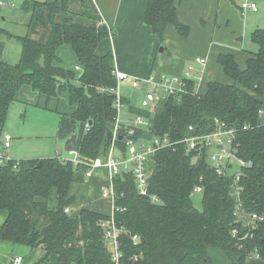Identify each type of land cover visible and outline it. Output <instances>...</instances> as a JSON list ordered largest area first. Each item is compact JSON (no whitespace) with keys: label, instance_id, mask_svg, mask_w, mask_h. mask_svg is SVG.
Returning <instances> with one entry per match:
<instances>
[{"label":"trees","instance_id":"obj_1","mask_svg":"<svg viewBox=\"0 0 264 264\" xmlns=\"http://www.w3.org/2000/svg\"><path fill=\"white\" fill-rule=\"evenodd\" d=\"M72 1H26L23 11L31 13V23L50 25L44 43L0 29V37L21 46L17 63L0 62L1 147L9 110L18 102L84 124L79 164L53 157L0 165V212L7 213L0 226V242L43 247L48 255L59 256L58 264H115L103 227L112 214L90 209H83L76 217L66 213L76 203L72 188L92 179L99 169L109 170L102 166L92 177L86 175L95 160L106 164L112 150L127 159V141L149 146L168 138L178 144L158 150L146 168L150 194L158 202L139 194L133 169L109 174L116 192L115 223L124 230L119 237L121 264H246L251 256L264 261V220L253 223L250 219L254 214L264 217V29L251 34L258 51L247 52L243 65L231 52L218 56L217 63L230 82L191 80L186 93L167 97L149 108L138 107L132 98L123 96L130 117L125 121L120 117L118 123L116 97L109 92L117 86L114 56L97 54L101 42L114 29L109 23L99 25L100 16H87L88 0H77L84 9L80 18L90 21L81 22L70 8ZM183 1L148 0L144 22L160 45L171 26L180 37L189 36V26L178 16ZM40 10L46 12L36 15ZM65 45L71 47L81 70L63 66L58 51ZM27 92L34 95L31 101ZM137 117L143 123L134 127L133 118ZM218 122L236 130L233 150L244 162L240 166V194L233 186L234 177L216 172L208 151L200 156L182 143L193 135H211ZM132 129L135 133L130 136ZM232 170L239 168L233 165ZM198 186L204 197L202 211L192 200ZM53 192L58 198L56 209L49 205ZM236 220L241 222L235 224ZM235 228L238 236L232 234ZM134 236L141 240L138 245Z\"/></svg>","mask_w":264,"mask_h":264},{"label":"rangeland","instance_id":"obj_2","mask_svg":"<svg viewBox=\"0 0 264 264\" xmlns=\"http://www.w3.org/2000/svg\"><path fill=\"white\" fill-rule=\"evenodd\" d=\"M26 1L31 2H40V3H52L54 0H0V29H4L14 35L18 36H29L31 39L44 43L47 40L46 32H49L50 25L47 27H43L39 23H31V13H25L23 11V6L26 3ZM146 0H88L87 8L85 12L87 14L90 13L91 17L97 18L98 12H97V4L105 17L106 21L110 24V26L114 27L113 33H111V36L109 38H106L101 42V44L98 47L97 54L99 56H104L112 52L115 64L117 63V55L120 54L121 59H128L129 57H139V58H146L148 55L149 50H146V44L149 45L150 38L146 34L148 31L149 34L151 31H149V28L146 24L143 22V6L142 4L145 3ZM209 1V0H208ZM97 2V4H96ZM227 4H229V9L226 7H223L220 5L221 16L217 19V23H215L216 19V12L212 14V6L214 3H217V0H210L209 4L207 5V10L211 12V20H212V34L210 37V41L218 42V43H224L225 45H229L233 40L235 42H238V37H244L245 42H250V37L248 36L247 31V22L250 25L253 23V19H247L243 17L242 12L240 10L241 5L243 1L240 0H232V1H226ZM32 5V4H30ZM262 8H264L263 4L261 3ZM240 6V7H239ZM31 7V6H30ZM70 8L72 12L77 13L76 16L77 19L80 18L79 15L82 14L83 8L81 7V4L77 0H73L71 2ZM264 10V9H263ZM261 11V9H260ZM42 12H46L45 10H40L36 12V15L41 16ZM117 14L116 23L113 24L114 16ZM205 20V19H204ZM202 21V25L205 24L206 21ZM256 20V19H255ZM256 22V21H255ZM84 23L89 24V19H86ZM115 25V26H114ZM216 25V26H215ZM189 26V25H187ZM190 28V33L188 38L191 36L192 29ZM170 29V30H169ZM168 35L166 33V37H173L171 34H174L175 38H178L185 42V38H182L177 33L176 29L174 27H169ZM262 29V28H260ZM146 31V32H145ZM119 36L117 37V35ZM117 37V38H116ZM118 38L120 39V43L118 42ZM169 40L176 42L172 38ZM119 43V44H118ZM138 43V44H136ZM251 43V42H250ZM254 45V43H251ZM123 45L128 49L126 50ZM238 45L245 48V45L240 41L238 42ZM256 46V45H254ZM164 47V45L159 46L158 55L159 59L162 61L167 56L171 57V60L173 59H184L182 56V48L183 45L178 44L177 48L170 52L169 51L162 53L161 49ZM257 47V46H256ZM16 48H20V44L12 40L11 43V49L16 50ZM246 49V48H245ZM128 51V52H127ZM191 51V50H190ZM195 51V50H194ZM206 51V50H205ZM233 53L236 57L237 62L240 65H243L245 57L247 55V49L244 51L243 49L240 50V52L230 51ZM201 50H197L196 53H192L189 59H192L191 61H188L189 64H192L194 67L193 75L196 77H200L198 75V67L194 66V63H196V56L197 55H205L200 54ZM4 52L2 50V47L0 46V56L3 55ZM58 55L63 60V66L69 69H75L77 61L76 57L69 45H65L64 47H61L58 51ZM149 57V56H148ZM9 61H13L9 59ZM158 64V63H157ZM227 83L230 82L228 78H226ZM223 81V80H218ZM225 83V82H224ZM121 94L127 95L133 98V102L136 103L138 107H140V92H142V89L136 90L132 86V82L130 80L122 82L120 86ZM28 94V100L31 101V99L34 97L32 92H27ZM34 107L32 106H26L23 103H15L11 106L9 110V114L7 117L6 124L4 126V134L6 132L11 133V135L15 136L18 135L21 131L22 133H26L27 129L33 128L32 122L35 124H42L41 126L46 125H52L53 122H56L57 118L56 113L53 112H39L35 113L36 109H32ZM28 110V112H26ZM35 114V115H34ZM122 121H125L126 118L130 117V114L128 112V107H124L121 113ZM27 123V124H26ZM26 128V129H24ZM31 132V130H29ZM49 128L42 129L39 133H43L47 137L49 136ZM13 136V137H14ZM28 144H32V141L28 140L26 141ZM52 142V141H50ZM47 142V143H50ZM46 145V144H43ZM47 146V145H46ZM38 149V146H37ZM193 162H197V159L194 158ZM121 170H125V166L121 165ZM235 172V170H234ZM109 179V173H107L105 168L99 169L96 171L95 176L85 181L83 184H75L72 188V193L76 197V203L72 204L70 206L72 212L71 216L76 217L78 216L83 209H90L94 211H100L105 214H110L112 203L108 200H105L102 197L103 190L112 189L111 184L107 186L108 183H110ZM193 204L195 208L202 211L203 209V202L204 197L203 194H194L193 198ZM49 205L52 209H56L58 205V198L56 195V192L51 194L49 199Z\"/></svg>","mask_w":264,"mask_h":264},{"label":"crops","instance_id":"obj_3","mask_svg":"<svg viewBox=\"0 0 264 264\" xmlns=\"http://www.w3.org/2000/svg\"><path fill=\"white\" fill-rule=\"evenodd\" d=\"M209 1L184 0L179 5V9H178L179 20L183 24L189 25L191 27L192 29L191 36L189 38L187 37L186 39H184L185 40L184 42L178 38H175L174 34H171V36L173 37H169V38L166 37V40L163 44L164 47L162 53L169 51L168 53L170 55L171 54L170 52L174 51L177 48L178 44H181L183 45L182 56L184 59L171 60L170 57L171 55H170L161 61L158 58L159 57L158 50H159L160 42L157 39V37L153 35L151 29L147 26L149 28V31H151L150 34L148 31L147 32L145 31L148 37L150 38L149 41L150 46L146 44V50H149L147 51L148 52L147 57L144 59L139 57H132V58L129 57L128 59L125 60V59H121L120 54H118L117 63L115 64V67L121 72L127 73L132 77H138V78H146L150 75H154L156 77H161L163 75L182 77L187 74L189 67H193L192 64L188 65L189 64L188 61H191L193 59V58L189 59L192 53L197 54V50H201L200 54H205V55H197L196 59L203 58L207 60V67L205 69V74L203 76L204 81L221 82L218 80H223L222 83L224 82L227 83L226 77L224 76L220 66L217 63L218 56L220 54L229 53L230 51L240 52V50L242 49L244 51L247 49V52H252V53L258 51V46L256 45L257 46L256 47L254 46L255 44L254 45L251 44L252 43L251 34L257 29L260 28L264 29V10H263L264 8H262L261 5L262 3L264 6V0H256L259 4V12L257 13H253V12L245 13L240 8L244 18L247 17V19H253V23H251L250 25L247 22V27H248L247 29H249L247 33L248 36L250 37L251 43L249 41L245 42L244 37H240V36L238 37V42L241 41L245 45L246 49L243 48L241 45L239 46L238 42H235L234 40L228 46L225 45L224 43H218L209 40L212 34L211 12L207 10L208 9L207 5L209 4ZM226 1H232V0H226ZM240 1H244V0H240ZM147 4H148V0H146L145 3L142 4L143 14L145 13ZM220 5L223 7V9L224 7L229 9L228 6L229 4L224 2V0H217V3L216 4L214 3V5L212 6V14L213 12L214 13L216 12L217 14L215 19L216 21L214 24L217 23V19L221 16L220 13L222 10H220ZM97 12H98L97 13L98 18L99 16L101 17L102 12L98 4H97ZM87 16H91L90 13L87 14ZM116 18H117V14H115L114 16L113 24L116 23ZM79 20L84 23L86 18L85 19L79 18ZM203 20L206 21L204 25H202L201 23ZM143 22H144V16H143ZM48 35L49 32H46L47 38ZM167 35H168V31H167ZM118 36L119 34L117 35V37ZM170 38H172L176 42L169 40ZM118 42L120 43L119 38H118ZM11 43L12 40L7 39L5 36L0 37V46L2 47V50L4 52V54L0 56V62L7 61L15 64L19 61L21 55V46L20 48H16V50L14 51L11 49ZM123 47L126 50H128L125 47V45H123ZM246 58L247 55L245 57V60ZM9 59L13 61H9ZM194 66L198 67V75H200V77L199 76L196 77V75L194 76L193 71H192V77L194 80L199 81L202 75V67L196 63H194ZM75 68L76 69L79 68L77 70H81L79 66H76ZM146 89L148 90V88ZM146 89H143V91L140 92V94H138L140 95L139 100H141V98L144 96V92ZM123 96L124 98L126 97L132 98L127 95H123ZM32 109H36L34 110L36 111L35 113H37V111L39 112L46 111L37 107H34ZM26 112H28V110ZM46 112L50 113V111H46ZM56 117H58L56 122H53L55 126L46 125V124L44 126H41L42 124L38 125L32 122L33 128H29L31 132L27 129L26 133H22L21 131L18 135H16V137L14 135L13 137L9 132H6V134H4L3 131L1 142L4 141L3 138L5 135H10L12 137L11 147L9 149L10 158L13 161H20L24 159H45V158H53V157L60 158L63 161L75 160L77 158L81 138L84 133V124H77L73 119L66 116H61L56 114ZM45 128H49L48 137L43 133H41V135L39 133L42 129H44V133H45ZM28 140L32 141V144H28L26 142ZM43 144H46L47 146ZM117 155H119V152H117ZM105 169L107 173L110 174V171L107 170V168ZM112 211H113V206L111 208L110 215L112 214ZM6 218H7V213L0 212V226L5 222ZM18 258H22V264H58L59 263V256L55 254L48 255L43 247L31 249L23 245H15L13 243L6 241L0 242V264H16L15 260ZM246 264H264V261L259 259L257 256H251L248 258Z\"/></svg>","mask_w":264,"mask_h":264},{"label":"built area","instance_id":"obj_4","mask_svg":"<svg viewBox=\"0 0 264 264\" xmlns=\"http://www.w3.org/2000/svg\"><path fill=\"white\" fill-rule=\"evenodd\" d=\"M241 9L243 12H259V4L256 0H244ZM108 22L101 16V21L99 25H107ZM196 64H199L202 67V75L199 79V83L202 81L203 76L205 74V69L207 67V60L203 58L196 59ZM79 69V68H77ZM193 67H189V70L185 76L176 77L170 75H163L161 77H153L149 76L147 78H138L132 77L127 73L119 71L117 68L114 70L113 74L117 80V86L109 90L110 93L114 94L116 97L115 106L118 113L117 121L120 122V117L122 110L125 107L123 94H121L120 86L122 82L130 80L132 82V86L134 89L139 90L143 87H148V90L144 92V96L141 98L140 106L142 108H149L150 106H154L158 104V102L163 101L167 97L170 96H179L188 91L187 83L188 81L194 80L192 77ZM102 91H105L102 89ZM199 92V90L197 91ZM134 127L139 126L143 123V119L141 117L133 118ZM217 130L213 132L211 135L207 136H198L193 135L187 137L182 141V143L186 144L187 150L197 151L198 155H202L204 152L208 151L209 161L212 162L214 169L216 172L223 177L232 176L234 177V187L237 191L236 194H240L241 187H239V182L241 179V170L240 166L244 165L242 160H238L235 150H233V142L236 138V130L231 129L225 124H221L218 122ZM88 127V125L86 126ZM193 128L190 127V130ZM244 129H247L244 127ZM118 132V127L115 132V136ZM135 131L132 129L129 132V135H134ZM126 138V137H125ZM130 138V137H128ZM131 139V138H130ZM129 140V139H128ZM12 137L10 135H5L3 146L0 148V165H5L8 162L12 161L9 156V149L11 147ZM129 145V153L128 158H123L121 155H117L116 150H112L108 155V161L106 164H103L102 160L98 159L92 164L90 170L88 171L87 178L92 177L93 171L102 166H106L110 170V174H117L121 170V165L125 166V170L134 171L136 181H137V190L140 195L143 197H150L153 202H158L157 197L152 196L149 191V173L147 172V162L150 158L160 149L164 147H173L178 143H171L168 138H164V140H155V142L149 146L147 145H136L133 140L127 141ZM200 157H198L199 159ZM74 164H79L78 158L73 160ZM236 165L239 170L233 171L232 166ZM110 184L112 189L103 190V198L111 199L113 206V213L111 218L103 224L105 229V237L107 241V247L110 250L112 260L115 264H121V260L123 258V253L121 251L120 244V234L124 231L121 228H118L114 219V211H115V200H116V192L112 182V177H110ZM197 194L202 192V188L198 186L195 189ZM239 197V195H238ZM240 209V208H239ZM241 211V209L239 210ZM66 213H70V208L65 210ZM251 222L258 223L264 220V217H261L257 214H254L250 217ZM241 221L236 220L235 224H239ZM233 236L239 235V230L235 228L232 231ZM133 241L135 245H138L141 240L138 236L133 237ZM16 264H22V258H18L15 260Z\"/></svg>","mask_w":264,"mask_h":264},{"label":"water","instance_id":"obj_5","mask_svg":"<svg viewBox=\"0 0 264 264\" xmlns=\"http://www.w3.org/2000/svg\"><path fill=\"white\" fill-rule=\"evenodd\" d=\"M161 52H163V48L161 49ZM92 124V122H90V124L89 125H91ZM42 165V163L40 164V166ZM142 242H143V244L145 243V240H142Z\"/></svg>","mask_w":264,"mask_h":264}]
</instances>
